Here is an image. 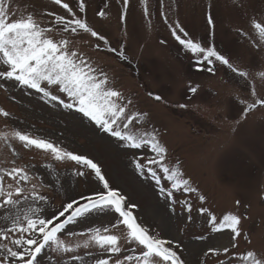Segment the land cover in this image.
Returning a JSON list of instances; mask_svg holds the SVG:
<instances>
[{"label": "rangeland", "instance_id": "374dc122", "mask_svg": "<svg viewBox=\"0 0 264 264\" xmlns=\"http://www.w3.org/2000/svg\"><path fill=\"white\" fill-rule=\"evenodd\" d=\"M68 2L72 4V0ZM86 4L90 26L105 35L112 47L126 52L127 59L96 52L88 46L97 43L94 38H76L77 47L133 101L132 111L148 113L138 128L159 133L168 150L165 166L180 167L197 192L174 191L168 198L172 182L160 165L149 163L157 159L150 148H126L106 133L81 126L58 103H46L34 90L11 82L0 87V108L10 113L9 117L0 115V137L24 131L67 150L87 153L129 204L135 205L132 210L139 222L179 243L188 264H198L202 250L226 245L229 240L226 233L210 231L211 224L198 212L201 206L221 219L230 212L241 214L242 231L251 239V247L264 251V200L260 198L264 195V107L242 115L246 103L264 98V80L259 75L264 71V47L256 46L258 38L250 26V18L264 15V0H146V5L143 0H130L126 22L120 20L122 0H86ZM209 4L215 20V47L250 74L247 80L219 64L214 75L200 70L195 58L186 55L170 35L169 25L179 21L194 40L207 45L212 39L205 20ZM17 6L31 7L37 13L52 9L50 0H13V7ZM145 6L148 15L144 14ZM100 11L106 15L100 17ZM241 31L248 35H240ZM191 87L198 88L195 94ZM251 87H255L256 96H252ZM149 93L163 99L156 101ZM180 104L187 107L180 108ZM13 160L35 170L50 207L58 208L65 199L62 184L71 185L72 195L95 186L73 177L70 162L54 161L43 152L23 149L19 141L0 138V168L9 167ZM138 163L143 171L136 167ZM199 195L206 200L199 201ZM185 201L193 205L191 221L186 220L188 213L182 207ZM112 223L115 221L109 218L92 226L109 227L124 243L125 231L122 227L113 229ZM70 227L84 230L83 225ZM73 242L82 239L75 237ZM247 247L241 240V250ZM43 264H47L46 256Z\"/></svg>", "mask_w": 264, "mask_h": 264}, {"label": "snow or ice", "instance_id": "6c2138e0", "mask_svg": "<svg viewBox=\"0 0 264 264\" xmlns=\"http://www.w3.org/2000/svg\"><path fill=\"white\" fill-rule=\"evenodd\" d=\"M143 2L146 5V0ZM233 2L238 3V0ZM122 3L120 20L126 22L130 0H122ZM50 4L52 9L37 13L31 7H13V0H0V87L11 82L21 89L34 90L46 103L56 102L68 110L81 126L106 133L126 148H150L157 159L149 163L160 165L167 180L172 182L173 191L166 193L168 198L173 197L174 191L197 192L190 180L184 178L180 167L165 166L168 150L159 139V133L155 129L141 131L138 128L148 113L132 111L133 101L114 86L107 72L77 47L76 38H94L97 43L88 46L94 47L96 52L107 51L116 54L118 59H127L126 52L112 47L105 35L90 26L86 19V0H72V4L68 0H50ZM211 7L209 4L205 12L212 36L207 45L194 40L179 21L169 25L170 35L186 55L195 58L200 70L214 75L219 64L247 80L250 74L236 67L228 55L215 47ZM57 8L60 11L54 10ZM144 14L148 15L146 6ZM98 15L104 17L106 12L100 11ZM39 17H47V20ZM165 23H168L167 18ZM250 26L258 38L256 46L264 47V15L259 19L250 18ZM239 34L248 35L242 31ZM259 75L264 80V71ZM189 90L195 94L198 88ZM251 93L256 96L255 87H251ZM153 99L161 101L163 98L154 95ZM240 103L245 104V101ZM257 106L264 107V98L246 103L242 115L246 117ZM0 115L9 117L10 113L0 108ZM0 138L19 141L23 149L43 152L54 161L70 162L73 177L95 185L86 192L72 195L71 185L62 184L65 199L58 208L50 207L49 198L40 191L44 184L32 167L21 166L13 160L9 167L0 168V218L4 221L0 224V264H43L45 256L47 264H188L179 243L152 232L139 222L132 210L135 205L129 204L101 165L87 153L67 150L47 138L24 131H14L11 136L4 134ZM136 167L143 171L142 164ZM152 176L156 177L154 171ZM260 198L264 200V195ZM197 199L204 202L206 197L199 195ZM235 203L240 205L241 201ZM182 207L188 213L186 220L191 221L193 205L185 201ZM198 212L211 224L210 231L226 233L229 237L226 245L202 250L198 264H264V251L252 248L251 239L242 231L241 214L230 212L221 219L209 214V209L203 206ZM109 218L115 221L113 229L122 227L125 231L124 243H121L122 236L109 227L92 226ZM79 225L84 226L83 231L70 227ZM75 237L82 242L74 243ZM241 240L249 247L241 250Z\"/></svg>", "mask_w": 264, "mask_h": 264}, {"label": "bare ground", "instance_id": "6f19581e", "mask_svg": "<svg viewBox=\"0 0 264 264\" xmlns=\"http://www.w3.org/2000/svg\"><path fill=\"white\" fill-rule=\"evenodd\" d=\"M222 236H223V235H222ZM222 236H221V237H222Z\"/></svg>", "mask_w": 264, "mask_h": 264}]
</instances>
